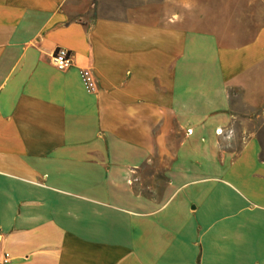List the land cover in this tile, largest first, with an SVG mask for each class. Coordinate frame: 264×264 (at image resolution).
Returning a JSON list of instances; mask_svg holds the SVG:
<instances>
[{
    "label": "crops",
    "instance_id": "0c3cea01",
    "mask_svg": "<svg viewBox=\"0 0 264 264\" xmlns=\"http://www.w3.org/2000/svg\"><path fill=\"white\" fill-rule=\"evenodd\" d=\"M261 115L264 0H0L8 264H264Z\"/></svg>",
    "mask_w": 264,
    "mask_h": 264
},
{
    "label": "built area",
    "instance_id": "2783aa9c",
    "mask_svg": "<svg viewBox=\"0 0 264 264\" xmlns=\"http://www.w3.org/2000/svg\"><path fill=\"white\" fill-rule=\"evenodd\" d=\"M51 61L59 70H65L73 64V55L68 49L59 47L54 51ZM80 74L86 90L91 93L97 92L99 86L94 71L87 67L81 69ZM217 131L220 135H225L227 137H230L232 134L231 130L226 133L223 129ZM190 132L191 130H189V133ZM2 242L3 236L0 235V264H8L11 261V257L9 253L2 249Z\"/></svg>",
    "mask_w": 264,
    "mask_h": 264
},
{
    "label": "rangeland",
    "instance_id": "374dc122",
    "mask_svg": "<svg viewBox=\"0 0 264 264\" xmlns=\"http://www.w3.org/2000/svg\"><path fill=\"white\" fill-rule=\"evenodd\" d=\"M250 124H255V129L259 130L260 131L259 135L262 138H264V116L261 115V117H259V118L253 117V121H251ZM240 134H242V133H239V138H241ZM242 135H247V134L243 133ZM240 140H239V142H240ZM236 146L238 147V144ZM158 183H159V186L162 185L161 182H158Z\"/></svg>",
    "mask_w": 264,
    "mask_h": 264
}]
</instances>
